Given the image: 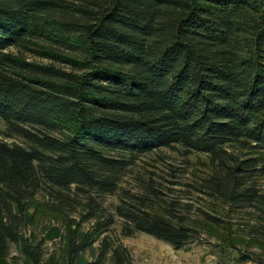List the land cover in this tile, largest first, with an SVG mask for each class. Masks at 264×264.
<instances>
[{
    "label": "trees",
    "instance_id": "16d2710c",
    "mask_svg": "<svg viewBox=\"0 0 264 264\" xmlns=\"http://www.w3.org/2000/svg\"><path fill=\"white\" fill-rule=\"evenodd\" d=\"M0 120V264L45 263L23 233L40 208L69 221L47 264H133L117 219L124 238L205 235L264 264V0H0ZM164 149L207 155L211 173L124 187Z\"/></svg>",
    "mask_w": 264,
    "mask_h": 264
},
{
    "label": "rangeland",
    "instance_id": "374dc122",
    "mask_svg": "<svg viewBox=\"0 0 264 264\" xmlns=\"http://www.w3.org/2000/svg\"><path fill=\"white\" fill-rule=\"evenodd\" d=\"M28 58L32 61L47 64L48 60L40 57L29 55ZM5 125L0 120V131L4 132ZM8 142H21L17 139H8ZM175 168L182 173L178 179L184 182H200L203 178H207L211 173L209 157L204 154L194 153L188 157L181 154L180 151H172L164 149L154 152L149 156L143 157L134 167V171L127 177L124 182V187L133 188L135 180L140 175L154 173L159 177L169 180L170 170ZM136 178V179H135ZM167 186L175 188L176 197L192 196L194 204L197 208L210 211L212 202L207 196L198 192H188L185 187L173 186L164 181ZM259 185L264 190V177L259 180ZM117 196L105 197V204H117ZM38 203L43 205L49 203L44 197H38ZM222 205L219 204V208ZM39 213H35V220L25 230L24 235L33 241L42 244L44 252V264H47L51 258H60L65 244L67 242V217L54 215L44 212L42 208ZM35 212L34 209L30 213ZM43 212V213H42ZM65 217V218H64ZM70 220L77 221L78 214H70ZM236 222L238 218L232 213L228 216V221ZM89 224L85 223L82 226L83 230L88 229ZM122 221L117 219V223L112 227L109 235L114 240H120L131 253L133 264H256L252 261H241V251L229 248V245L223 244L214 238L202 235L201 239L189 243L184 248L176 250L171 245L160 241L146 234H137L131 238H124L121 235ZM257 251V250H256ZM243 252H245L243 250ZM11 256H18V247L11 245Z\"/></svg>",
    "mask_w": 264,
    "mask_h": 264
}]
</instances>
